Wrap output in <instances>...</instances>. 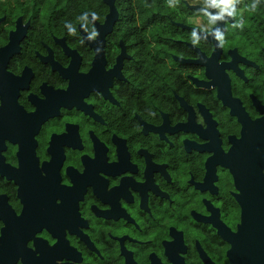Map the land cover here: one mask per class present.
<instances>
[{
  "label": "flooded vegetation",
  "instance_id": "af4514ba",
  "mask_svg": "<svg viewBox=\"0 0 264 264\" xmlns=\"http://www.w3.org/2000/svg\"><path fill=\"white\" fill-rule=\"evenodd\" d=\"M180 1H0V264H264V0Z\"/></svg>",
  "mask_w": 264,
  "mask_h": 264
},
{
  "label": "trees",
  "instance_id": "16d2710c",
  "mask_svg": "<svg viewBox=\"0 0 264 264\" xmlns=\"http://www.w3.org/2000/svg\"><path fill=\"white\" fill-rule=\"evenodd\" d=\"M173 3L175 4L176 0H173ZM17 4H19L18 0ZM32 4L52 8L53 10L48 16V20L51 22L60 19V21H69L76 24L86 21L84 17L86 13H95L101 19L106 12L103 0H32ZM182 5L183 3L180 0L175 4V6ZM115 6L117 8L125 6L135 7L136 10H131L130 14H134L136 11L140 14L138 10L140 7L150 9L147 15L154 14L155 8L160 9L161 15L170 13L167 0H116Z\"/></svg>",
  "mask_w": 264,
  "mask_h": 264
},
{
  "label": "clouds",
  "instance_id": "9594fccd",
  "mask_svg": "<svg viewBox=\"0 0 264 264\" xmlns=\"http://www.w3.org/2000/svg\"><path fill=\"white\" fill-rule=\"evenodd\" d=\"M178 2V0H176V3ZM240 2V0H212L213 6L217 7L221 10V15H220V19L223 18L224 15L227 16H234L235 12H236V5ZM260 0H253V3L250 5L252 10H255L258 5H259ZM168 6L169 7H174L175 4L173 3V0H167ZM88 16V14H85L84 17L86 18ZM93 19H98V17L96 16L95 13L92 14ZM210 23H214V21H210ZM68 27L69 30V34H75V29L69 24L66 25ZM234 27L237 28H242L243 24L242 23H237L234 25ZM98 31L96 29L92 30V34L91 36H88V39L90 40H94L97 36H98ZM212 35L214 36V38L218 41V46L219 47H223L224 42H225V37L223 35V33L217 29L215 30ZM200 41V36H198L197 31L193 30L192 32V43L193 45L198 44ZM100 49H97V52L99 53Z\"/></svg>",
  "mask_w": 264,
  "mask_h": 264
},
{
  "label": "water",
  "instance_id": "95a60500",
  "mask_svg": "<svg viewBox=\"0 0 264 264\" xmlns=\"http://www.w3.org/2000/svg\"><path fill=\"white\" fill-rule=\"evenodd\" d=\"M105 4L109 7V14L105 17V23L108 24V28L115 21L117 13L114 7L115 0H104ZM102 27L101 29H103Z\"/></svg>",
  "mask_w": 264,
  "mask_h": 264
},
{
  "label": "rangeland",
  "instance_id": "374dc122",
  "mask_svg": "<svg viewBox=\"0 0 264 264\" xmlns=\"http://www.w3.org/2000/svg\"><path fill=\"white\" fill-rule=\"evenodd\" d=\"M0 1L10 4L12 0H0Z\"/></svg>",
  "mask_w": 264,
  "mask_h": 264
}]
</instances>
